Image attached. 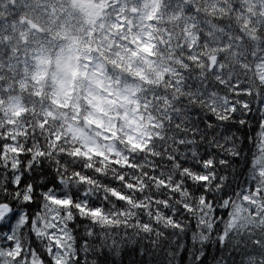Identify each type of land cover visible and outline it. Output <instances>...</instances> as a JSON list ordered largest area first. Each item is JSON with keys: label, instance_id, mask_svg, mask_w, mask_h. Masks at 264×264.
I'll return each instance as SVG.
<instances>
[{"label": "snow or ice", "instance_id": "snow-or-ice-1", "mask_svg": "<svg viewBox=\"0 0 264 264\" xmlns=\"http://www.w3.org/2000/svg\"><path fill=\"white\" fill-rule=\"evenodd\" d=\"M9 5L0 264H264V0Z\"/></svg>", "mask_w": 264, "mask_h": 264}, {"label": "trees", "instance_id": "trees-1", "mask_svg": "<svg viewBox=\"0 0 264 264\" xmlns=\"http://www.w3.org/2000/svg\"><path fill=\"white\" fill-rule=\"evenodd\" d=\"M0 11H6V20L5 19H0V26H3L6 22H11L14 19V16L11 15V13L15 12V9L9 5V8L7 10L0 9Z\"/></svg>", "mask_w": 264, "mask_h": 264}]
</instances>
